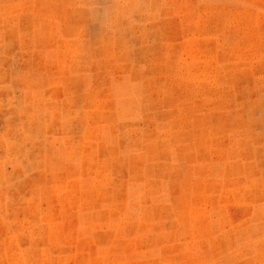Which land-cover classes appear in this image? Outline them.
Listing matches in <instances>:
<instances>
[{
  "label": "rangeland",
  "instance_id": "rangeland-1",
  "mask_svg": "<svg viewBox=\"0 0 264 264\" xmlns=\"http://www.w3.org/2000/svg\"><path fill=\"white\" fill-rule=\"evenodd\" d=\"M0 264H264V0H0Z\"/></svg>",
  "mask_w": 264,
  "mask_h": 264
}]
</instances>
